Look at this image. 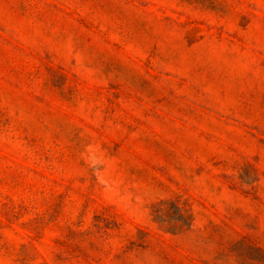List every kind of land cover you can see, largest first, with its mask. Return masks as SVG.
Here are the masks:
<instances>
[{
	"label": "rangeland",
	"instance_id": "rangeland-1",
	"mask_svg": "<svg viewBox=\"0 0 264 264\" xmlns=\"http://www.w3.org/2000/svg\"><path fill=\"white\" fill-rule=\"evenodd\" d=\"M0 264H264V0H0Z\"/></svg>",
	"mask_w": 264,
	"mask_h": 264
}]
</instances>
